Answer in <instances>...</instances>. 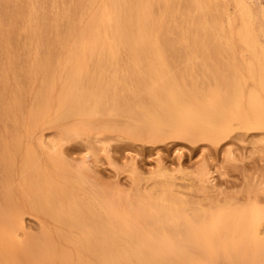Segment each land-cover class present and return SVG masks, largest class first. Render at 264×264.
<instances>
[{"label": "bare ground", "instance_id": "1", "mask_svg": "<svg viewBox=\"0 0 264 264\" xmlns=\"http://www.w3.org/2000/svg\"><path fill=\"white\" fill-rule=\"evenodd\" d=\"M3 1H0L2 7L3 3L7 7ZM63 1V6H72V3L67 5L65 3L68 1ZM80 1L84 10L76 23L73 20L77 16L71 17L72 11L69 8L75 12L79 3L76 8L73 3L74 7L65 9L64 17L69 18L70 15V18L66 21L64 19L67 17L63 18V22L68 25L60 23L67 28L62 31L64 27H61L59 30L64 33L56 31L58 24L54 33H51L53 27L50 30L52 25H49L54 21L49 23V19L52 14L49 15V10L45 13L43 10L42 13L50 17L46 20L47 16L37 12L40 8L33 2L30 4L26 19L29 26L25 24L27 37L34 36L40 42L39 38L42 41L45 38V33L43 37L41 35L42 31H51V35L47 34L58 44L53 45L60 51H55L59 52L60 64L51 63V68L56 66L48 70L51 72L47 71L49 67L46 65L54 60L48 57L50 59L46 62L40 59L39 53L41 56L45 55V58L46 54L51 56L54 52L52 48L48 49H52L51 55L49 51L43 54L42 50L46 47L45 44L54 46L50 41H43V46L40 45L42 42H37L41 51L38 52L39 49L36 48L39 56L36 52L35 55L31 52L29 56L26 54L28 49L24 52L26 62L33 55L34 59L30 67L26 63L25 68L27 66L29 69L24 73H21L23 70L19 67L22 70L20 75H23L18 76L23 79V84L20 79H16L17 71H14L10 80L5 67L0 70V109L5 112L8 120L13 121L16 129L21 121L30 126L39 121L42 122V127H45L43 124L69 121L70 126L66 130L77 134L81 131L79 128L90 127L95 120V125L99 123V128L107 127L110 130L108 124L115 123L122 117L119 130L129 133L125 135L133 139L145 142H157L167 136L213 141L220 137L218 130L228 129L226 124L231 122L246 129L264 131V46L257 40L258 33L264 35V8L250 7L245 0H233L236 14L226 16L224 23L222 15L225 9L218 0H185L191 13L190 16L181 15L178 25L189 31L187 33L185 30L182 38L175 42L178 47L176 46L174 55L176 57V52H181L188 54V62L199 58L203 67L207 62H213L216 68H221L218 73H212L210 80L214 86H211L209 78L199 80L191 75L194 74V65H191L187 76L170 70L168 57L171 53L173 57H170L178 67L181 63H176L173 55L175 46H169V37L166 36L177 30L174 32V28L171 29L173 26H164L166 18L173 17L167 16L166 10L174 0ZM56 4L55 2L54 7ZM2 7L0 16L3 15L5 21L7 11L5 9V12H1L4 10ZM40 18L41 22L46 21L44 25H41ZM4 21L1 23L5 24ZM55 21L57 23V19ZM47 22L49 27L45 25ZM40 25L45 27V31ZM6 30L9 34L14 32L12 26ZM4 31L0 32V55H5V59L12 38L7 39L9 34L4 35ZM39 32L41 37L37 36ZM176 34L174 35L177 37ZM172 40L176 39L172 38L169 43L172 44ZM237 48L244 49L249 55L239 65L235 55ZM15 51L10 50L14 54ZM16 54H12L13 58L18 56ZM215 55L226 56L224 65L230 76L225 75L227 78L224 79L222 77L220 85L217 77L225 69L222 68L223 64L220 65L219 58L214 59ZM54 56L52 57L56 60ZM13 58L12 66L22 63L21 60L16 63L17 58L12 61ZM119 62H122V69L118 68ZM23 63L25 64L24 61ZM209 65L212 67V64ZM170 66L173 68L174 63ZM178 71L181 72V69ZM39 76L40 84H36L37 91L31 97L32 102L27 112L25 110L27 119L25 117L26 120H23L20 98L29 91L35 78ZM13 80L14 85H11ZM94 116L98 119L89 124V119ZM116 116L120 117L116 119ZM39 122L35 125L37 128L40 126ZM115 124L110 125L111 128H118ZM34 129L36 128L32 130ZM5 131L8 136L10 131ZM25 131L28 134L27 128ZM63 131L62 133L68 134ZM3 134L5 135L4 132ZM16 135L18 134L9 138L10 141L0 136V264H264V237H261L259 230L264 222L262 206L255 203L243 205L242 202L235 205L230 200L218 204L210 199L212 202L204 207L201 206L202 202L200 205L191 202V199L188 201L175 191L176 184L172 188V182L169 181L171 171L165 167L158 171L159 176L165 180L157 181L148 191H134L132 197L131 194H128L130 197L117 193L114 196L108 191L86 190L79 182L83 178L82 173L70 175L73 181H69L66 174L70 168L60 159L59 154L47 153V163H41L36 152L29 148L30 144L20 149ZM53 147L50 152H55ZM227 153L231 155V152ZM18 154H22V162L21 165L19 163L20 188L16 190L11 183ZM205 176L203 171L197 174L200 183L198 188L201 190L207 186L204 185ZM182 183V187L187 184ZM25 210L39 215L40 219H47L52 226L47 225L40 236L29 235L21 242L16 240L15 230L20 227V214Z\"/></svg>", "mask_w": 264, "mask_h": 264}, {"label": "rangeland", "instance_id": "2", "mask_svg": "<svg viewBox=\"0 0 264 264\" xmlns=\"http://www.w3.org/2000/svg\"><path fill=\"white\" fill-rule=\"evenodd\" d=\"M0 1H2V0H0ZM4 1L6 2L5 4L7 7H5L4 3H3V7H5V8H3L2 3L0 2V5H1L0 8L2 7V9H4V10H1V12H3V11L5 12V9H6L7 12L5 13L6 14L5 18L7 16L8 17L4 21L3 20L4 16L2 15L3 16L2 20L5 22L6 26H4L5 24L1 23L3 21L0 20V32L2 33V31H4L3 28H5L4 35L6 33L9 34L8 33L9 31L6 32L7 31L6 29L11 28V26H12V29L14 30V32H11L12 31L11 30L10 31L11 33L9 34V36H7V34H6L7 39L9 37L12 38L11 41H9L11 43L8 42L10 44V46L7 49L8 50L7 51L8 56L10 59L8 58V56L5 57V59H4L5 55H0L1 56V58H0V70L3 67H5V71H7V73H8V79L10 78V80H11V77H13V75H14V71L15 72L17 71L16 79L19 80L20 77H22V75H23V74L20 75V72L23 70V72H21V73H24L26 70L29 69V67L31 66V62L34 59L35 52L38 55V52L40 51V49H39L40 42H42V44H40L42 46H43V43L47 42V41H48V43L50 41V44H52V46H54V48H56L55 45L58 46V44L51 39L52 36H51V38L49 36V34L51 35V33H54L57 24H58L57 26H59V28L57 27L58 30H56V31H58L59 33H61L64 30H67V28L64 26H66V24L68 25V23L65 24V22H63V21L69 20L70 15H71V17H73L72 15H74V17L77 16V17H75L76 20L75 19L73 20L76 23L82 14L81 11L83 12V10H84V8H83L84 5L81 4L82 1H80V0H79V2H75V0H74V2H72L73 0H66L68 2L65 4H67V5H69V4L71 5V3H72V6H73V3H75L74 4L75 8L77 6L76 4L79 3L75 12H74V9L69 8L72 6H69V7H67L65 5L63 6V4H64V3H62L63 0H60V1L59 0H57V1H55V0H41L42 3L44 2L43 4L40 3L39 0H38L39 1L38 4H36L37 0H23V1L22 0H4ZM174 1L176 3L175 2H173V3H175L176 6L174 7L173 5H175V4L172 3V5L169 6V9L171 7V10L170 11H169V9L166 10V13L168 14L167 16L172 15L173 17L172 18H166V20H165L166 24L164 25L166 27H168L169 25L173 26V27H171V29L174 28L173 31L177 30L176 31L177 34L174 33V34L178 35L177 37L173 33L166 35L167 38L169 37V39H168L169 46H172V47L175 46L173 48L174 49L173 55L175 54V51H176L175 50V48L177 46L176 41H179L182 38V36L184 35V31L186 30V27L184 28V26L178 25L180 22V20H178V19H181V17H182L181 15L186 14L187 16H190V13H191V8H189V5L186 3L185 0H174ZM218 1L220 2V5L223 4V6H224L223 7L221 5V7H223L225 9V13H223L222 19H223V22L224 21L226 22V16L232 17L236 14L234 2H233V0H218ZM221 1H222V3H221ZM245 1L248 5H250V7H252V6L253 7H260L261 9L264 8V0H245ZM32 2L36 4L37 8H40V9L36 8L37 12L42 13L44 10V13H45V12H48V10H49V12H48L49 15L52 14L51 15L52 18H50V17H48L49 15L42 13V15L44 17H46V16L48 17V18L46 17V20H48L50 18L49 23H52V21H54L50 25L48 22H47V24L45 23L46 27H49L52 25L51 28H49L51 30L53 27V29H52L53 32L50 31L51 33L49 31L46 32L45 27L41 26L42 24L44 25L45 20L43 22H41L42 20L40 18V22H41L40 28L41 27L44 28L45 32H43V31H42V33L39 32V34H37V36L38 35L40 36V33H41V35L43 37V33H45V35H44L45 38L43 39L44 42L42 41V38L41 39L39 38V41L40 40L41 41L38 42V41H36V39H38V38H34V36H31V38L27 37L28 32H27V29L25 30V27H26L25 24H27V27L29 26V23L26 19H27V12H28L29 6ZM55 2L57 4L54 7ZM58 2H60V5ZM63 2H65V1H63ZM21 4L22 5L25 4V5L22 6ZM39 4H41V7L39 6ZM57 5L60 6L59 8L61 10L58 9ZM21 7H22V9H21ZM42 7H44L45 9L44 8L41 9ZM63 7H64V10H63ZM78 7H80L79 10H78ZM66 8H67V10L70 9V11H72V12H70L71 14L69 13L70 14L69 18L67 16L64 17V15H65L64 13L66 11L65 10ZM154 9L156 10V6ZM77 10L79 13L77 12ZM51 11H52V13H50ZM58 11H61L62 14L59 13ZM57 13L60 14L59 17L61 20L59 19V17H56L58 15ZM0 14H2V13H0ZM2 16H0V17H2ZM40 16H41V14L39 15V17ZM54 16H55V18H54ZM61 16H62V18H61ZM174 16H175V19H174ZM53 18L55 20L57 19V23L55 20H53ZM63 18H66V19L63 20ZM177 20H178V22H177ZM175 21L177 22L178 27H177ZM6 22H8V23H6ZM60 23H64V26H61L63 24H60ZM47 25H49V26H47ZM17 26H19V28H17ZM61 27L62 28L64 27L65 29L64 28L61 29ZM47 29L48 28H46V30ZM60 29L62 30L61 32L59 31ZM39 31H40V29H39ZM188 31L189 30H186L187 33H188ZM24 32L26 33V35H24ZM263 32H264V27H263ZM1 33H0V36H2ZM47 33H49V34H47ZM62 33H64V32H62ZM47 37H48V39L49 38L50 39L48 40ZM172 38L176 39L175 41L174 40L171 41L172 44H174V45L169 43ZM9 40H10V38H9ZM257 40L260 44H262V46H264V35H262L261 33H258ZM27 41H28V43H27ZM30 41L32 42V44ZM37 42L39 44H37ZM53 44H55V45H53ZM36 45H37V47H36ZM11 46L14 47V49L16 50L15 54L16 53L18 54V56L16 57L17 59L13 58L12 54L13 55H15V54L13 52H10V50L14 51V49ZM25 46H27V47L24 50ZM45 46L48 48L44 47V49H43V47L42 48L40 47L41 49H43L42 50L43 54H44V52L46 54V52L49 51V54L51 55L52 49L54 52L59 51V49H57L58 47L56 48V50H54V48L51 47V45L45 44ZM36 48L39 49L38 52H37ZM49 48H52V49H50L51 53H50V50H48ZM26 49H28L29 52ZM24 52H26V54H28L29 56L32 53H34V55L31 57H28L26 55V57L29 58V60L27 58L28 62H26V59L24 57L25 56ZM54 52H53V55H51V56L46 54V58H45V55L41 56V53H39L40 56L38 55L40 57V59H42L44 61L46 60V62H48L49 61L48 59H50L48 57H51V60L52 59L54 60L53 62H55V63H53L52 61H49L48 63L50 64V66H48L49 64L46 65L47 67H49V69H47V71L54 69V67L56 65L60 64V62H59V59H60L59 52L60 51L55 52V56H54ZM19 53H23L24 55L19 54ZM56 54L58 56H56ZM176 54L177 55H176V57L174 55V58H176V63L177 62L179 63V61L181 62L179 64L180 68L178 67L177 64H175V61L171 59L173 57L172 53L168 57V64H169V67H170V70L172 73H174V71H175L177 73L185 74L184 76H187L186 74L190 73L189 69H190L191 65H194L195 66L194 67L195 68L194 74H191V75H193L194 77H198L199 80L203 79V77H206V79L209 78L208 82L211 81L210 85L214 86L213 81L210 80V79H212V73H214V74L218 73L220 71L219 69H221V68H219V69L216 68L215 67L216 64L215 63L213 64V62H207V64L204 65V67H203L201 60L199 58L196 60H192L191 62H188V60H186L188 57V54L184 55V54H181V52L180 53L176 52ZM21 55H22V57H21ZM179 55L181 58L183 57L182 58L183 60H180L181 58H179ZM235 55H236V59H237L236 61H237L238 65L241 61L247 60L248 56H249L248 53L244 49H240V48H237V52ZM2 56H3V58H2ZM52 56L56 57V60ZM170 56H172V57H170ZM222 56L223 55H221V56L215 55V58H214V59L219 58V60L221 61L220 65L223 64L222 68L225 69V70L222 69L223 71L220 72L221 74H219L218 77H217L218 74L215 76V77H217V83L219 85L222 83V79H224V77H226L225 75H227L226 68L224 65L226 56L225 55L223 57ZM57 57H59V58H57ZM11 58H13L12 61L16 59V61H15L16 63L18 61L20 62V60L22 61V63L24 61L25 62V64L23 63L24 66H22L23 65L22 63H20L22 65H20L19 63H18L19 65L14 63L16 65V66L13 65L14 67H16L14 69L13 66L11 65V63L13 64V62H11ZM7 59H9V60H7ZM6 61H8V62H6ZM169 61L171 63H169ZM26 63H28L27 66L30 65L28 68H27V66L25 68ZM51 63L56 64V65L55 66L53 65L54 67L51 68L52 67ZM121 63L120 62L118 63L119 69L123 68L122 66H120ZM172 63H174L173 68H171L172 66H170V64L172 65ZM209 64H212V67ZM220 65H219V67H221ZM11 66H12V68H11ZM20 66L22 67V70L20 69L21 68ZM196 66H198V68L199 67L201 68V69L199 68L200 71L198 70V68ZM178 69H181V72L178 71ZM206 69L208 71H206ZM12 71H13V73H12ZM201 71H203V73H201ZM48 72H51V71H48ZM0 75H1V72H0ZM18 75H20V77ZM227 77H230V76L227 75ZM218 78L220 81H218ZM12 82L13 83H11V85H14V80ZM20 82H22V84H23V79L22 80L20 79ZM22 84H20V86ZM36 84H40V76L37 79L35 78L34 84L30 87L31 89L29 88V91L25 92V94H23L22 97L20 98V111H21L20 113H21V115H23V120L27 119V117H26L27 115L25 116V113L27 112V110L30 107V104L32 102L31 97H33L35 91H37ZM30 90H32L31 92L33 94L32 93L29 94ZM120 103H118V104H120ZM25 110H26V112H25ZM0 111H1V109H0ZM1 112H4V111L2 110ZM1 115H0L1 116L0 120L2 117H4V118H2L3 119L2 121H0V136H3L4 138L7 139V141H10L9 138L13 137L15 134H18L16 136L18 137L20 145H21L20 149L22 150V148L28 147V145L30 144L29 148L32 149L31 151L34 150L36 152V154L38 156V160L41 163H47V158H48L47 153L59 154L60 159L63 160V162H66L70 168L67 170L68 173L66 174L67 178H69V181H73V180H71L70 175L73 176V175H76L75 173H82L83 178L79 182L81 183V186L84 187L86 190L89 188V189H96L97 191H100V190L108 191V192H111L114 196L117 194H119V195H128V194L130 195L131 194V197H132L134 191H139L141 193L148 191V189H151L155 184H157L161 180L162 181L165 180L163 177L161 178L159 176V172H158L160 168L165 167L169 171H171V179H169V181L171 180V182H172V185H173L172 188H174V186L176 184L174 189L177 188L179 190L176 189L175 191L179 192L188 201L191 199L190 200L191 202H197L198 204H200L202 202L203 205H201V204L200 205L206 207L212 201H214L215 203H218V204H223V202L230 200L232 203H234V204L236 203L235 205H239L241 202H242L241 204L244 203L243 205L255 203L259 207L262 206V208H264V202H263L264 201V151H263L264 150V131H262V130L246 129V128L240 127L238 124H236V122H231V123L226 124V127L228 129H225V130L219 129L218 130L220 137L216 140H213V141L186 140V139H183L180 137L167 136V137L162 138L160 141H157V142L156 141L150 142L148 140H146V142H145V140L141 141V140L133 139L129 135H125L127 132L119 130V127H120V125L122 126V122H123V120H120V119H122V117L119 118L120 116H116V119L119 118L120 121L116 120L115 117H113L114 120H116V122L118 121L117 123H119V124H117L113 120V118L111 119L116 123V124L115 123H112V124H115L116 126H118V128H113V127L111 128V126H112L111 123L108 124V126L110 127V130L107 127H104L103 129L101 127L99 128V125H98L99 123L97 125H95V123H97V122H95L96 121L95 119H98V117L94 116V117H91L89 119V124H92L93 121L95 120L94 124H92L90 127L88 125V127H86V128L85 127L79 128V130H81V131L79 133L75 134V132L71 133V132H68L66 130L70 126V124H68L69 121H66V122L61 121V122H58L57 124H49V125L43 124V126H45V127L41 126L42 122L40 123L39 121H37L40 123L39 124L40 126L38 125L39 128L36 127L37 122L35 123L36 126L32 125L33 126L32 127L29 124H27V122L22 123V121H21V123L18 124V127L16 129L13 121L11 119H9V120H11V121H9L6 118L5 112H4V114L1 113ZM25 117H26V119H25ZM6 121H8V124H6ZM102 123H104V122H102ZM23 125L26 126V128L28 130L27 131L28 134L26 133V131H25L26 128ZM23 127L25 128V130L23 129ZM31 128L32 129L36 128V129L32 130ZM56 128H60V129H56ZM96 128H98V129H96ZM4 129L9 130L11 133L9 132V135L7 136L8 133H6V131ZM85 129H87V131H85ZM100 129H102V130H100ZM63 130L65 131V133H68V134L62 133ZM3 132L5 133L6 137L3 134ZM76 132H78V131H76ZM127 134H129V133H127ZM65 135H68V136H65ZM64 136H65V139L64 138L62 139V137H64ZM61 140H62V142H61ZM25 141H26V143H25ZM52 142L54 143V145ZM49 144H51V147ZM52 147L54 148L53 150H55V152H53V151L50 152V150H52ZM227 152H231L230 153L231 155L229 156ZM44 156H46V157H44ZM21 157H22V154H18V156L15 159V171H14L15 174L13 175L12 183H11L12 187L14 189L20 188L18 184H19V180H20L19 179V177H20V172H19L20 171V165L22 162ZM177 157L179 159H177ZM231 158H232V160H231ZM234 158H237V159H234ZM233 159L235 162L233 161ZM19 163H20V165H19ZM181 170H183L182 173H180ZM137 171H139V172L137 173ZM202 171L206 173V176L204 177L205 178V184L204 185L206 186V184H207V186H206V189H204V190H201L198 188V185L200 183L197 180V174H199V172H202ZM185 173H186V175H185ZM178 175H179V178H178ZM180 176H183V177L180 178ZM185 177H187L189 179H187ZM183 178H185V179H183ZM172 180H174V181H172ZM177 180H178V183H176ZM190 181L192 183H190ZM91 182H93V184ZM182 182H186L187 184H184L182 187V184H183ZM177 184H180V185H177ZM215 187L218 189V191ZM103 188H105L106 190H104ZM18 189H16V190H18ZM191 190H193V191L190 192ZM250 190H251V192H248ZM255 191H256V193L253 194V192H255ZM108 192H106V193H108ZM184 192H186V193H184ZM111 193H110V196H111ZM209 193H211V194H209ZM231 193L232 194L235 193V195L231 196L230 195ZM212 194H214V195H212ZM250 194H252V195H250ZM211 195L213 197H211ZM236 195H239L240 197L236 196ZM220 196H222V197H220ZM227 196H229V197H227ZM249 196H251V197L249 198ZM188 197H189V199H188ZM203 197H205V198H203ZM235 197H238V198L236 199ZM254 198H256V199H254ZM205 200L208 202H206ZM218 200H220V201L218 202ZM236 200H237V202H235ZM0 201H1V197H0ZM26 211L27 210L21 212V214H20V227L15 230V234L17 237L16 240H20L21 242H23L22 240L26 239V236L29 237V235L31 237L40 236L43 229L47 225L49 227V225L51 224V222L50 223H48L49 221L47 222V219H45V220H43L44 218L40 219V217H38L39 215L37 216L33 212L29 213L31 211H29V212H26ZM42 221H43V223H42ZM51 226H52V224L50 225V227ZM262 226H263V228H262ZM259 230L261 232V234H260L261 237H264V222L262 223Z\"/></svg>", "mask_w": 264, "mask_h": 264}]
</instances>
